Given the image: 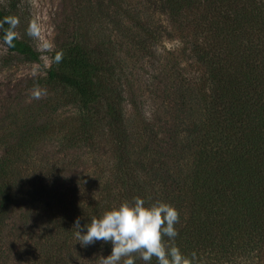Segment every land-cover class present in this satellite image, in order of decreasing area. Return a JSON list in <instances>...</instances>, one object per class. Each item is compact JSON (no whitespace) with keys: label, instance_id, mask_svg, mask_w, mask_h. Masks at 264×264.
I'll list each match as a JSON object with an SVG mask.
<instances>
[{"label":"trees","instance_id":"16d2710c","mask_svg":"<svg viewBox=\"0 0 264 264\" xmlns=\"http://www.w3.org/2000/svg\"><path fill=\"white\" fill-rule=\"evenodd\" d=\"M18 1L0 0V36L41 61ZM64 2L45 81L80 110L0 139V264H100L112 244L82 247L77 218L86 234L135 197L179 211L192 264H264V0Z\"/></svg>","mask_w":264,"mask_h":264},{"label":"rangeland","instance_id":"374dc122","mask_svg":"<svg viewBox=\"0 0 264 264\" xmlns=\"http://www.w3.org/2000/svg\"><path fill=\"white\" fill-rule=\"evenodd\" d=\"M2 5L7 6L6 0ZM66 3L64 0H19L17 8L16 32L27 36L30 42L41 52V61L27 60L22 54L10 51L0 36V139L18 141L22 134V124H42L45 122L58 125L69 123L77 118L79 107L70 102L65 104L66 92L48 85L45 81L51 64V52L55 47L59 28L63 26ZM39 28V36L29 33L33 23ZM51 43V50L44 51L42 45ZM167 49L177 47L176 40L165 41ZM39 87L45 91L40 99H33L32 92ZM58 146L45 142L35 152L55 153ZM5 144L0 142V152ZM84 150V149H83ZM19 152L20 167L24 165V151ZM86 152L81 153L83 160L76 169L87 174L90 166ZM67 158V155H63Z\"/></svg>","mask_w":264,"mask_h":264},{"label":"clouds","instance_id":"9594fccd","mask_svg":"<svg viewBox=\"0 0 264 264\" xmlns=\"http://www.w3.org/2000/svg\"><path fill=\"white\" fill-rule=\"evenodd\" d=\"M17 21L12 20L15 25ZM29 33L39 36V28L34 22ZM10 43L12 34L7 36ZM51 43H44V51L51 50ZM63 54L56 53L55 60H62ZM39 87L33 90L32 98L40 99L45 95ZM180 221L179 211L172 205L157 201L146 205L145 199L135 197L132 202L125 201L118 207L106 211L102 217H92L82 232L80 219L77 218L75 235L82 247L97 241L111 242L112 251L100 264H136L140 259L151 264L153 258L158 264H192L195 253L189 258L172 243L178 235L175 225ZM167 238V240L165 239Z\"/></svg>","mask_w":264,"mask_h":264}]
</instances>
